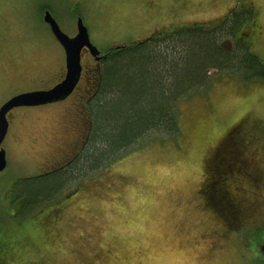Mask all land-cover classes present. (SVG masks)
Wrapping results in <instances>:
<instances>
[{"label":"rangeland","instance_id":"374dc122","mask_svg":"<svg viewBox=\"0 0 264 264\" xmlns=\"http://www.w3.org/2000/svg\"><path fill=\"white\" fill-rule=\"evenodd\" d=\"M46 3L55 4L52 13L69 35L77 31L72 13L83 17L101 52L163 26L209 28L239 3H252L258 17L250 43L264 61V0H0V106L18 92L48 88L64 75V48L41 18ZM227 34L220 40L231 50L235 42ZM172 46L163 41L152 48L168 52ZM84 62L97 64L89 54ZM210 74L215 80L207 92L179 103V137L145 139L130 148L98 175L99 181H87L93 190L85 187L62 199L66 202L59 215V206L52 203L25 216L9 203L26 201L17 197L22 188L29 196L37 190L28 185L33 180L17 185L18 178L53 169L50 156L74 117L77 93L61 102L15 108L2 144L8 162L0 171V229L6 231L0 232V247L17 243L18 252H27L16 264H33L37 255L49 257V264H264L257 247L264 230H240L238 241L234 234H211L218 223L200 195L202 169L217 138L240 121L253 131L251 136L258 132L264 140V82H246L215 69ZM118 88L106 90L108 97L116 96ZM122 101L117 99L120 105ZM261 156H253L255 165ZM97 169L62 176L64 187L56 199ZM257 220L263 223L264 214Z\"/></svg>","mask_w":264,"mask_h":264},{"label":"trees","instance_id":"16d2710c","mask_svg":"<svg viewBox=\"0 0 264 264\" xmlns=\"http://www.w3.org/2000/svg\"><path fill=\"white\" fill-rule=\"evenodd\" d=\"M53 6L56 8L55 4L46 3L42 9L50 8L53 11ZM72 15H75L74 12ZM41 16L44 21L43 15ZM257 17L258 11L252 3H239L215 26H163L145 38L109 48L106 57L101 61V64L105 63V67L94 64L93 71H90L93 90L86 101L89 119L82 147L74 159L63 168L52 172L43 171L32 178H18L15 182L17 185L33 180L28 185L37 190L29 196L28 190L22 188L17 197L26 201H10L9 204L14 206L13 211L25 216L34 212L38 206L52 203V206H59V212L53 210L59 215L66 202L62 199L70 198L91 182L99 181L98 175L108 172L111 163L124 157L130 148L145 139L179 137V103L185 97L207 92L211 88L215 77L212 78L210 69L219 70L221 75L238 76L246 82H264V61L252 51L250 43L251 32L253 33L257 25ZM245 32H249L248 36L242 38L241 35ZM223 33L231 35V39L234 38L233 49L222 47L220 39ZM163 41L173 43L172 48L167 47L168 52H157V49H153L154 45ZM156 59L161 62L155 64ZM121 75L123 81L118 80ZM132 75H136L135 78H131ZM118 86L117 95L108 97L106 90ZM117 99L124 100L121 102L122 106ZM238 132L254 135L248 128L235 133ZM255 134L260 135L258 132ZM248 143L245 138L242 146L247 148ZM216 165L217 163L206 161L202 169L204 178L200 187L201 197L208 200L204 201V204L218 223L217 232L213 231L211 234H234L238 241L240 230L245 229L251 233L264 230V224L257 220L259 214H264L263 210L255 217L254 211L250 214L242 212V209L249 210L248 207L256 208V205H262V201H251V205L247 204V201H210L216 193L223 194L225 199L233 196L244 198L246 192L251 190V193L261 199L260 194L264 192V189L257 187L232 190L224 187L218 182ZM85 167L94 171L98 169L92 176L79 180L66 194L56 199L59 188L61 190L64 187V184L60 185L63 182L62 176L67 177L71 172ZM251 182L257 184L255 181ZM87 189L90 191L94 188ZM47 192L50 193L44 196ZM39 197H42V201ZM0 219L4 224V219ZM1 231L6 234L4 229L1 228ZM257 247L264 257L259 245ZM18 249L17 243H7L4 248L0 247V264H16V261L27 255V252H18ZM46 257L37 255L33 258V264H49L50 258L46 261Z\"/></svg>","mask_w":264,"mask_h":264},{"label":"flooded vegetation","instance_id":"af4514ba","mask_svg":"<svg viewBox=\"0 0 264 264\" xmlns=\"http://www.w3.org/2000/svg\"><path fill=\"white\" fill-rule=\"evenodd\" d=\"M46 9H42L40 11L42 15ZM74 16L76 18L77 24V18L79 16ZM45 24L50 30L49 24ZM85 54L90 55V52L86 48L83 49V72L80 81L73 93L65 99L67 100L74 93H77V97L75 99L76 101L73 103L72 108L74 117L72 120H70V124L67 123V126H64L66 127V131H64L62 143L58 145L57 150L53 152L50 156L52 158V162L50 163H53L52 165L49 163V165L53 167V169L51 170H58L68 165L74 159L75 155L79 152L86 138L88 129L87 123L89 119L86 101L90 92H92L93 90L90 80V71H93L94 65L86 66L84 62ZM101 54L104 53L101 52ZM103 59L100 60V63ZM84 94H86L85 99L83 98ZM242 124L244 125V123L238 121L236 124H234V126L230 128V130L226 134L221 135L219 138L216 139L217 141L214 146V150L210 152L207 161L217 163V165L215 166V170L218 174V182L224 187L226 186L230 190L252 189L253 187L264 189V140L260 135L251 136L242 134L240 132L235 133L236 131H241L242 129H244ZM245 138L246 141L249 142L247 148H244L242 146L244 145L242 144V142ZM251 154L253 156L262 155L260 158H258V163L256 165L254 164L255 159ZM250 157H252V159ZM51 170H48L46 172H49ZM224 176L225 181H223ZM251 181H255L257 184H253ZM260 195H262L261 199L255 194L251 193L250 190L246 192L244 198H240V196H233L225 199L223 194L216 193L213 199H211L210 201H247V204L249 205L252 204L251 201H262V205H256V208L252 206L248 207L250 208L249 210L242 209V212L244 214H246V212H249L250 214L251 211H254L253 217H255L257 213H259L261 210L264 211V192ZM203 200L204 199L202 198V201ZM204 201L208 200L205 199ZM261 206L263 207L262 209ZM262 224H264V222Z\"/></svg>","mask_w":264,"mask_h":264},{"label":"water","instance_id":"95a60500","mask_svg":"<svg viewBox=\"0 0 264 264\" xmlns=\"http://www.w3.org/2000/svg\"><path fill=\"white\" fill-rule=\"evenodd\" d=\"M43 20L48 23L52 33L65 51V72L63 77L49 88L22 91L11 96L0 106V171L7 166V154L2 146L10 126V112L17 107L38 106L60 102L68 98L77 87L83 72L82 55L86 48L97 60L105 57L90 38L89 30L82 17L77 19L75 35L67 34L60 26L50 9L43 12ZM264 254V241L258 243Z\"/></svg>","mask_w":264,"mask_h":264}]
</instances>
